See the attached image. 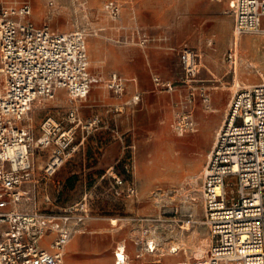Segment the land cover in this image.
Instances as JSON below:
<instances>
[{
    "label": "rangeland",
    "instance_id": "rangeland-1",
    "mask_svg": "<svg viewBox=\"0 0 264 264\" xmlns=\"http://www.w3.org/2000/svg\"><path fill=\"white\" fill-rule=\"evenodd\" d=\"M24 1L32 5L33 19L39 25L48 24L61 32L86 31L90 72L95 78L87 96L75 103L64 90L62 96L58 92L55 99L35 104L27 125L36 137L43 135L47 118L69 127L67 116L74 106L84 123L92 119L89 133L81 126L76 129L77 139L92 138V159L84 160L82 155L69 159L53 178L39 183L42 208L59 209L85 193L91 197V218L67 247L64 264H113L118 243L124 241L134 255L139 240L145 243L153 238L159 242V255L135 259L133 264H156L158 259L161 264L178 259L188 264L205 262L211 235L202 223L204 169L237 85L264 81V33L237 36L236 73L225 58L231 42L236 41L228 7L215 29L214 19L204 10V0H120L121 20L107 13L104 5L108 0H0ZM135 25L148 37L145 47L124 40L127 36L136 39ZM201 44L223 49L213 67L209 53L198 51L203 59L190 89L179 54L185 47L200 50ZM112 72L139 77L137 103L129 102L136 87L125 85L120 95L108 88ZM155 76L162 83H174L177 90L156 88ZM190 91L195 93L192 102ZM190 106L196 129L179 134L173 122ZM52 148L37 149V171L49 159ZM83 148L88 151L87 144L79 151ZM110 169L136 184L137 197L112 193ZM45 191L52 199L50 205L44 203ZM188 212L194 213L197 222L184 231ZM182 239L186 247L177 243ZM171 247L178 251L170 253Z\"/></svg>",
    "mask_w": 264,
    "mask_h": 264
},
{
    "label": "built area",
    "instance_id": "built-area-1",
    "mask_svg": "<svg viewBox=\"0 0 264 264\" xmlns=\"http://www.w3.org/2000/svg\"><path fill=\"white\" fill-rule=\"evenodd\" d=\"M104 7L112 19L121 20V3L108 0ZM233 19L235 39L264 33V0H234ZM134 29L137 44L145 47L147 35L138 25ZM87 37L84 29L61 32L48 24L39 25L29 2H0V264H64L67 246L91 218L89 193L59 209L42 208L39 183L53 178L77 151L76 129L81 126L89 133L92 119L84 123L74 106L67 116L69 127L47 118L43 135L36 137L23 124L36 103L55 99L61 89L73 103L87 96L95 81ZM129 37L124 40L131 41ZM238 54L236 39L225 56L234 70ZM179 56L184 81L191 89L200 73L199 52L185 47ZM154 81L158 89L177 90L174 83H162L160 77ZM107 86L116 95L125 91V81L116 72L110 74ZM189 93L192 102L195 93ZM139 99V94L133 96L135 103ZM173 127L179 134L196 129L191 106ZM49 146L53 147L51 155L37 171L34 155ZM109 176L114 195L137 197L134 182L113 169ZM201 193L202 223L211 235L202 264H264V81L237 85L233 92L208 155ZM44 203L52 204L46 191ZM185 217L187 224L197 222L193 212ZM138 245L139 256L159 255L155 238L145 243L139 240ZM170 253L176 249L171 247ZM115 264H130L125 242L116 245Z\"/></svg>",
    "mask_w": 264,
    "mask_h": 264
},
{
    "label": "crops",
    "instance_id": "crops-1",
    "mask_svg": "<svg viewBox=\"0 0 264 264\" xmlns=\"http://www.w3.org/2000/svg\"><path fill=\"white\" fill-rule=\"evenodd\" d=\"M116 1H118L119 3H121V5H122V14H123V4H122V2L120 0H116ZM211 2L212 3H210L208 0H204V6H205L204 7L205 8L204 10L208 13V15H209V17L211 19H214L213 21H214V24H215V29H217L218 26H219V24L221 23V20L224 19V16H223L222 13H224L227 10V7H228V11L233 16L234 1L233 0H230V1H228V3L222 2V1H219V0H218V2L217 1H211ZM233 24H234V19H233ZM127 43H135V44H137L136 39L135 40H132V41H127ZM232 43L233 42H231L230 47L232 46ZM137 45H139V44H137ZM229 48L227 49V51L229 50ZM211 49H213V48H209L207 45L201 44L200 50H197V51H201L202 54L209 53V57H210V60H209L210 63L209 64H210V66L213 67V64H214L213 63V60H214V62H216L218 60V57L220 56V53H222L223 47L219 45V46H217L216 48L213 49L214 51L211 50ZM199 55H201V54H199ZM125 56L127 57V55H125ZM202 59H203V56L201 55L200 61ZM116 73H118V72H116ZM119 75L124 79V81L126 80L125 85H127V87H130L131 85L134 86V87H136L134 89V91L131 92L133 95L129 99V102L135 103L133 101V96L134 95H137V94L140 95V93H139L140 91H138L139 90L138 89V87H139V84H138L139 77H137L135 75H133L132 77H124L120 73H119ZM130 81H133V82L130 83ZM63 92H64V90H60L59 91V93H60L59 96H62V93ZM59 96H58V99H59ZM51 119H53V118H51ZM88 136L85 135V136H83L80 139H77L76 138L75 143H76V145H78L77 151L72 154V157L70 159H76L78 156H81V155H82V157H83L84 160L87 159V158L88 159H92V155H94L93 152H92V143H93V141H92V138L91 137L88 138ZM86 144L88 145V151H86L85 148H83L82 151H79L80 146L81 145H86ZM73 202H75V201H73ZM73 202H70V203H73ZM70 203H67V204H70ZM67 204H65V205H67ZM120 243H122V242H120ZM120 243H118V244H120ZM66 253H67V248H66ZM66 253H65V257H66ZM127 254L129 256L130 264H133V262H134L135 259H140V258H143L145 256H155V255L139 256L138 255V248H136L135 254L133 255L128 246H127ZM113 259H114L113 260L114 261L113 264H115V250H114V257H113ZM156 261H157L156 264L157 263H159V264L162 263V260H161V262H158V260H156ZM173 261L174 260H166L165 261V264H176L180 260L178 259V260H175L174 262Z\"/></svg>",
    "mask_w": 264,
    "mask_h": 264
},
{
    "label": "bare ground",
    "instance_id": "bare-ground-1",
    "mask_svg": "<svg viewBox=\"0 0 264 264\" xmlns=\"http://www.w3.org/2000/svg\"><path fill=\"white\" fill-rule=\"evenodd\" d=\"M201 58V57H200ZM237 62H238V60H237ZM236 73H238V69H237V67H236ZM238 85H240V84H238ZM62 90V89H61ZM60 91V90H59ZM36 104H38V103H36ZM31 119V116H30V113L27 115V117H26V120L24 121V123H26V125H29L30 123L28 122L29 120ZM52 121H55V120H53V119H51ZM188 225V224H187ZM183 229H184V231L186 230V231H190L191 230V227L188 225V226H185V227H183ZM183 241H181V242H177L178 244H180V246H182V247H186V243L184 242V239H182ZM174 248V247H173ZM175 249H176V252L178 251V249L175 247ZM188 249V248H187Z\"/></svg>",
    "mask_w": 264,
    "mask_h": 264
}]
</instances>
